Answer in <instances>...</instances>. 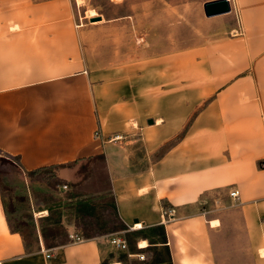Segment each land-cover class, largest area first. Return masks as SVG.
Listing matches in <instances>:
<instances>
[{"label":"crops","instance_id":"0c3cea01","mask_svg":"<svg viewBox=\"0 0 264 264\" xmlns=\"http://www.w3.org/2000/svg\"><path fill=\"white\" fill-rule=\"evenodd\" d=\"M229 2L241 34L218 43L212 72L198 75L228 84L193 91L181 87L192 77L176 73L177 59L161 71L145 66L143 50L125 66L85 51L69 0H0V153L16 159L24 182L25 172L79 160L56 172L73 180L83 159L103 155L102 192L128 227L116 233L128 241L126 231L165 230L167 250L137 237L120 251L130 264L153 253L171 264H264V0ZM232 189L231 219L200 211L205 194ZM14 194L0 193V264H127L112 255L110 234L68 238L45 248L49 258L28 249Z\"/></svg>","mask_w":264,"mask_h":264},{"label":"rangeland","instance_id":"374dc122","mask_svg":"<svg viewBox=\"0 0 264 264\" xmlns=\"http://www.w3.org/2000/svg\"><path fill=\"white\" fill-rule=\"evenodd\" d=\"M69 1L79 25H84L81 40L85 51L88 47L104 60H110L112 54H115L125 66L134 63L132 61L136 50H143L145 66L159 62L161 71L166 70L172 60H179L181 65L177 67L176 73L192 77L191 80L180 83L184 85L182 88L197 91L214 88L216 84L220 88L227 86L226 82H207L198 75L212 72L207 60H214L218 43L241 34L238 11L231 5L230 12L207 17L203 4L211 0ZM91 9L96 13L93 17L100 15L101 20L87 22V11ZM87 42L92 44L87 46ZM164 85L161 83V89L166 88ZM16 163L15 158L0 153V193L4 199L9 197L10 192H15L12 200L9 198L10 208L13 209L11 216L20 223L18 226L25 233L24 241L28 249L40 248V244L51 248L67 237L72 239L70 233L86 238L93 237L92 234L112 235L120 231H108L110 227L119 225L110 209L105 208L110 199L108 192H88L87 186L74 189L72 182L77 179L57 182L53 167L33 173L27 177L29 182H24L25 177L18 173L20 170ZM62 185L66 187L63 188ZM74 191H87L86 199L96 204L90 213L78 216V227L74 224L77 214L70 205L81 202V198L67 196ZM30 196L33 203L29 201ZM202 200L200 211L206 215L219 214L231 219L232 212L235 211L234 207L229 209L227 205L232 201L229 194L227 196L221 191H211ZM39 206L44 211L35 213L34 210ZM233 217L238 216L234 214ZM229 228L226 236L232 233L231 223ZM127 242L132 245L133 241ZM111 248L112 255L130 264L126 254L112 246Z\"/></svg>","mask_w":264,"mask_h":264},{"label":"trees","instance_id":"16d2710c","mask_svg":"<svg viewBox=\"0 0 264 264\" xmlns=\"http://www.w3.org/2000/svg\"><path fill=\"white\" fill-rule=\"evenodd\" d=\"M7 155V154H5ZM8 157H12L7 155ZM14 158V157H12ZM79 160H75L73 162L67 163L65 165H54L49 166L53 167L55 169V177L57 182H65V179L59 178L56 174L57 169H59L62 166H73L78 163ZM259 166H262V162H258ZM49 167H42L38 168L33 171L25 172L26 176H31L35 172H40L43 170H46ZM76 177L77 181L72 182V187L74 189H80L81 187L87 186L88 192H96V191H107L110 187L109 184V178L107 174V170L105 168V162H104V156L103 155H95L88 158L83 159L81 163L78 166V169L76 171ZM97 186V187H95ZM87 191H74L72 193H68V198H81V202L78 203H72L70 205V208L73 209L77 216L74 219L75 226H79L80 219L78 216L83 217L82 215L88 214L91 212L93 206L96 205L95 203L90 202L88 199H86ZM110 197L109 204L104 205L105 208L110 209L112 215L114 216L116 222L119 224L117 227H110L108 231H119V230H126L128 227L123 223V221L120 219L117 210H116V204L115 199L113 195H111L109 192L107 193ZM75 204V205H74ZM104 206H102L104 208ZM104 208V209H105ZM77 221V222H76ZM76 222V223H75ZM82 226V225H81ZM48 230V229H47ZM148 233L142 232V229L135 230V231H126L125 235L127 239L134 241L137 237H142L144 239L148 240L149 246L157 245L163 249L167 250V246L165 245L166 242V236H165V230L163 225H155L147 229ZM66 233V230H65ZM106 233V232H105ZM94 236V234H92ZM69 237L65 238L62 242L55 244L54 246L63 244L67 241ZM46 242V240H45ZM52 246V247H54ZM101 264H109L108 261L105 259L101 262ZM146 264H171L170 263V257L167 256L165 259L160 258L158 253H153V256L150 260V262H146Z\"/></svg>","mask_w":264,"mask_h":264},{"label":"built area","instance_id":"2783aa9c","mask_svg":"<svg viewBox=\"0 0 264 264\" xmlns=\"http://www.w3.org/2000/svg\"><path fill=\"white\" fill-rule=\"evenodd\" d=\"M62 187L65 188L66 185H62ZM229 196L232 199L237 198L238 197V190L232 189L231 191H229ZM173 212H174V209H170L169 210V214H171V213L173 214ZM134 225H133V228L132 229H135L134 228ZM70 237L72 239L73 238H76V239L82 238L79 235H73V234H70ZM109 242H110V245L112 247H114L115 249L120 250V251H127V248H128L127 241H126L125 237L123 235H121L120 233H114V234L110 235ZM40 250L45 253V256L47 258L51 257V254L49 252H47V250L45 249V247H43L41 244H40ZM137 257L140 260H144L145 259V256H144L143 253H137Z\"/></svg>","mask_w":264,"mask_h":264},{"label":"water","instance_id":"95a60500","mask_svg":"<svg viewBox=\"0 0 264 264\" xmlns=\"http://www.w3.org/2000/svg\"><path fill=\"white\" fill-rule=\"evenodd\" d=\"M204 14L207 17L230 12L231 6L229 0H211L203 4ZM90 21L101 20V16L90 17Z\"/></svg>","mask_w":264,"mask_h":264},{"label":"bare ground","instance_id":"6f19581e","mask_svg":"<svg viewBox=\"0 0 264 264\" xmlns=\"http://www.w3.org/2000/svg\"><path fill=\"white\" fill-rule=\"evenodd\" d=\"M79 1V0H78ZM87 11V10H86ZM96 13H95V11L94 10H88L87 11V16H90V17H93L94 15H95ZM44 213H46V212H44ZM213 220V219H212ZM139 222V221H138ZM215 223H217V220L215 221H212V224H215ZM218 224V223H217ZM211 225V224H210ZM134 227L135 228H140L141 227V224L140 223H135V225H134ZM147 245V242L145 241V240H141L140 242H139V246L140 247H145ZM114 264H121V263H114Z\"/></svg>","mask_w":264,"mask_h":264}]
</instances>
